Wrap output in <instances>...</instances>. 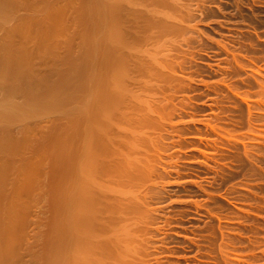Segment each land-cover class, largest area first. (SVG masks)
Wrapping results in <instances>:
<instances>
[{
	"label": "rangeland",
	"instance_id": "obj_1",
	"mask_svg": "<svg viewBox=\"0 0 264 264\" xmlns=\"http://www.w3.org/2000/svg\"><path fill=\"white\" fill-rule=\"evenodd\" d=\"M6 1L0 264H264V0Z\"/></svg>",
	"mask_w": 264,
	"mask_h": 264
},
{
	"label": "bare ground",
	"instance_id": "obj_2",
	"mask_svg": "<svg viewBox=\"0 0 264 264\" xmlns=\"http://www.w3.org/2000/svg\"><path fill=\"white\" fill-rule=\"evenodd\" d=\"M4 1H6V0H4ZM7 1H8V0H7ZM7 1H6V2H7ZM170 1H171V0H170ZM155 2H156V1H155ZM9 3H10V2H9ZM7 5H8V2H7V4H6V3L3 2V0H0V12H1L0 14H2V15H3V14H6V13H4V12L6 11V9H9V7H7ZM114 6H115V5H114ZM166 7H167V6H166ZM10 8H11V7H10ZM115 8H116V7H115ZM3 9H4V12H2ZM10 10H11V9H10ZM8 12H9V11H8ZM166 13H167V12H166ZM8 16H9V15H8ZM146 16H147V15H146ZM155 16H156V15H155ZM2 18H3V17H2ZM190 18H191V17H190ZM146 20H147V19H146ZM168 21H169V20H168ZM177 26H178V25H177ZM151 28H152V27H151ZM168 30H169V29H168ZM10 32H12V31H10ZM138 33H139V32H138ZM157 35H158V34H157ZM160 36H161V35H160ZM148 37H149V36H148ZM168 37H169V36H168ZM112 38H113V37H112ZM116 38H117V37H116ZM174 39H175V38H174ZM154 42H155V41H154ZM174 45H175V44H174ZM136 46H137V45H136ZM156 46H157V45H156ZM163 46H164V45H163ZM114 47H115V46H114ZM21 48H23V47H21ZM112 48H113V47H112ZM158 49H159V48H158ZM161 50H162V49H161ZM1 52H2V51H1ZM23 52H24V51H23ZM25 52H26V51H25ZM0 54H1V53H0ZM22 55H23V54H22ZM6 56H7V55H6ZM23 56H24V59H27V58H25V57H26L25 54H24ZM3 57H4V56H3ZM3 57H2V58H3ZM5 58H6V57H5ZM2 60H3V59H2ZM2 60H1V63H0V64H1V65H0V67H1V68H0V71L3 72V70H1V69L3 68V63L5 62V59H4V62H2ZM8 60H9V59H8ZM21 60H22V58H21ZM144 60H145V59H144ZM18 61H20V60H18ZM25 61H26V60H25ZM25 61H21L22 66H20V65H19L20 63L18 62V63H19L18 66H20V69H19V70H21V67H22V68L24 67V70H25V69H26V70H28V69L30 70V68L27 69V68L25 67V66L29 65L28 62H27V65H26V62H25ZM138 62H139V61H138ZM167 62H168V61H167ZM10 63H11V62H10ZM6 64H7V63H6ZM6 64L4 63V66H5ZM139 64H140V63H139ZM140 65H141V64H140ZM145 65H146V64H145ZM104 66H105V65H104ZM147 66H148V65H147ZM167 66H168V65H167ZM107 67H108V66H107ZM116 67H117V66H116ZM137 67H138V66H137ZM4 68H5V67H4ZM118 68H119V67H118ZM15 69H16V65H15ZM105 69H106V68H105ZM151 69H152V68H151ZM24 70H23V71L21 70V71H22V72H25ZM139 70H140V69H139ZM2 72H0V75H1ZM22 72H21V73H22ZM101 72H102V71H101ZM105 72H106V71H105ZM154 72H155V71H154ZM25 73H27V72H25ZM25 73H24V75H26ZM147 73H148V72H147ZM2 75H3V74H2ZM21 75H22V74H21ZM21 75H20V76H21ZM24 75H23V76H24ZM144 75H145V74H144ZM111 76H112V75H111ZM115 76H116V75H115ZM24 77H25V76H24ZM105 77H106V76H105ZM158 77H159V76H158ZM0 78H2V76H1ZM95 78H96V77H95ZM113 78H114V77H113ZM117 79H119V78H116V79L114 78V80H117ZM102 80H103V79H102ZM123 80H124V79H123ZM140 80H141V79H140ZM128 81H129V80H128ZM123 82H124V81H123ZM126 82H127V81H126ZM0 83L3 85V83L1 82V79H0ZM138 83H140V82H138ZM113 84H114V83H113ZM125 84L127 85L128 83H125ZM135 84H136V83H135ZM143 84H144V83H143ZM145 84H146V82H145ZM147 85H148V84H147ZM0 86H1V85H0ZM1 87H4V86H1ZM11 87H12V86H11ZM114 87H115V86H114ZM12 88H13V87H12ZM12 88H11V89H12ZM129 88H130V87H129ZM129 88H128V89H129ZM15 89H16V88H15ZM18 89H19V88H18ZM8 90H10V88H9ZM13 90H14V88L12 89V91H13ZM12 91L10 90V91H8V93H9V92H12ZM15 92H16V91L14 90L13 93L15 94ZM125 93H126V92H125ZM96 95H97V94H96ZM126 95H127V93H126ZM8 96L11 97V96H12L11 93H9ZM13 96H14V95H13ZM4 98H5V97H4ZM135 98H136V97H135ZM9 99H10V98H9ZM38 99H39V98H38ZM7 101H8V100H7ZM114 101H115V100H114ZM130 101H131V100H130ZM8 102H9V101H8ZM12 102H13V101L10 100V102H9L10 105H9L8 107H10V106L13 107L14 105H16V107L18 106L17 104H14V102H13V104H14V105H13ZM137 102H138V101H137ZM99 103H100V102H99ZM11 104H12V105H11ZM140 104H141V103H140ZM0 105H1V104H0ZM3 105H4V104H3ZM26 105H27V104H26ZM97 105H98V104H97ZM106 105H107V104H106ZM125 105H126V104H125ZM146 105H147V104H146ZM40 106H41V105H40ZM104 106H105V105H104ZM114 106H115V105H114ZM134 106H135V105H134ZM150 106H151V105H150ZM3 107H4V106H3ZM3 107H1L2 109H0V110H1L0 112H1V113L4 112L3 114L6 115V112H5L6 110H5V109H8V111H9V108H5V107H7V104H6V106L4 107V109H3ZM14 107H15V106H14ZM14 107H13V108H14ZM16 107H15V109H17V110H20V109H21L22 112L25 110V111H24V114H25L27 108L29 109V106H28V105L26 106L27 108L24 107V108H26V109H24L22 106H18L20 109H19V108H16ZM124 107H125V106H124ZM22 108H23V110H22ZM31 108H32V107H31ZM35 108H37V107H35ZM87 108H88V106H87ZM116 108H117V107H116ZM11 109H12V108H11ZM11 109H10V111H11L12 113L15 111L14 113H15L16 115H14V117H15V116H16V117H18V116H21V117H22V116H25L26 114L28 115V113H30V111H33V112L35 111V110L32 108L33 110H30V109L27 110V112H26L25 115H24V114H21V113H20L21 115H19V114H17L18 111L16 112V110H14V109H13L14 111H12ZM37 109H39V108H37ZM37 109H36V111H37ZM97 109H98V108H97ZM122 109H123V108H122ZM139 109H140V108H139ZM2 110H4V111L2 112ZM91 110H92V109H91ZM8 111H7V115L9 114L8 117H10V115H13L12 113H11V114L8 113ZM10 111H9V112H10ZM86 111H87V110H86ZM111 111H112V110H111ZM141 111H142V110H141ZM87 112H88V111H87ZM101 112H102V111H101ZM115 112H116V111H115ZM131 113H132V112H131ZM3 114H1V115H2V116H1L2 119H4V117H5ZM117 114H118V113H117ZM7 115H6V117H7ZM93 115H95V114H93ZM111 115H112V113H111ZM99 116H100V115H99ZM108 116H109V115H108ZM8 117H7V119H8ZM102 117H103V116H102ZM12 118H13V117H11V119H12ZM85 118H86V117H85ZM93 118H94V117H93ZM145 118H146V117H145ZM5 119H6V118H5ZM9 119H10V118H9ZM9 119H8V120H9ZM13 119H14V118H13ZM83 120H84V119H83ZM96 120H97V118H96ZM133 120H134V119H133ZM5 121H6V120H5ZM93 121H94V120H93ZM100 121H101V119H100ZM131 122H132V121H131ZM134 122H135V121H134ZM137 122H138V121H137ZM76 123H77V122H76ZM114 124H115V123H114ZM100 126H101V124H100ZM138 126H139V125H138ZM134 127H135V126H134ZM134 127H133V128H134ZM91 128H92V127H91ZM93 128H94V127H93ZM89 129H90V128H89ZM129 129H130V128H129ZM106 130H107V129H106ZM138 132H139V131H138ZM95 133H96V132H95ZM95 133H94V134H95ZM82 135H83V134H82ZM91 135H92V134H91ZM117 135H118V134H117ZM97 137H98V136H97ZM126 138H127V137H126ZM27 140H28V139H27ZM125 143H126V142H125ZM84 144H85V143H84ZM90 145H91V144H90ZM129 145H130V144H129ZM82 146H83V145H82ZM130 146H131V145H130ZM117 148H118V147H117ZM119 148H120V147H119ZM83 149H84V148H83ZM115 149H116V148H115ZM130 149H131V148H130ZM84 150H85V149H84ZM134 150H135V149H134ZM91 151H92V150H91ZM7 152H8V151H7ZM118 152H119V151H118ZM108 153H109V152H108ZM111 153H112V152H111ZM116 153H117V152H116ZM92 154H93V153H92ZM100 154H101V153H100ZM119 154H120V153H119ZM128 155H129V154H128ZM90 156H91V155H90ZM91 158H92V157H91ZM94 159H95V158H94ZM102 159H103V158H102ZM118 159H119V158H118ZM132 159H133V158H132ZM90 160H91V159H90ZM93 161H94V160H93ZM113 162H114V161H113ZM119 162H120V161H119ZM82 163H83V162H82ZM87 163H88V162H87ZM106 163H107V162H106ZM134 163H135V162H134ZM80 164H81V163H80ZM91 165H92V164H91ZM91 167H92V166H89V165H87V164H86V165L81 164V166H80V172H79V173H81L82 175H84V174L89 175L90 173H92ZM104 167H105V166H104ZM127 167H128V166H127ZM97 168H98V167H97ZM90 170H91V171H90ZM115 170H116V169H115ZM121 171H122V170H121ZM106 172H107V171H106ZM108 173H109V172H108ZM109 174H110V173H109ZM129 175H130V174H129ZM88 177H89V176H88ZM114 177H115V176H114ZM121 178H122V177H121ZM131 178H132V177H131ZM88 179H89V178H88ZM91 179H92V178H91ZM67 180H68V179H67ZM85 180H86V179H85ZM88 182H89V181H88ZM123 182H124V181H123ZM127 182H128V181H127ZM129 185H130V184H129ZM94 187H95V186H94ZM123 187H124V186H123ZM81 190H82V189H81ZM86 191H87V190H86ZM94 191H95V190H94ZM82 192H83V191H82ZM102 192H104V191H102ZM117 192H118V191H117ZM80 193H81V192H80ZM92 194H93V193H92ZM100 194H101V193H100ZM115 194H116V193H115ZM130 195H131V194H130ZM98 196H99V195H98ZM79 200H81V201L79 202V206H78V222H77V225H76V226L79 228L78 231H79V230H82L81 233H80L81 238H80V236H79V237H78V241L81 243V245H80L81 247L79 246V249L82 250V251H84V246H83L84 244L82 245V243H83V241L85 240V238H87V237H88V234H89L90 237H88V238H91V239H92V237H93V236L95 237L96 234H94L93 221H92V226H90L89 224H88L89 226L87 225V223H88V219H90V218H89V216H88V217L85 216V214H86L85 203H86V202L84 203V201H83L82 199H79ZM123 200H124V199H123ZM132 200H134V199H132ZM71 202H72V201H71ZM112 202H113V201H112ZM118 203H119V202H118ZM71 204H72V203H71ZM86 204H87V203H86ZM137 204H138V203H137ZM62 206H63V205H62ZM126 206H127V205H126ZM129 207H130V206H129ZM138 207H139V206H138ZM117 208H118V207H117ZM68 209H69V208H68ZM123 210H124V209H123ZM72 211H73V209H72ZM144 211H145V210H144ZM117 213H118V212H117ZM90 214H91V213H90ZM92 216H93V215H92ZM66 217H67V216H66ZM94 217H95V216H94ZM92 218H93V217H91V219H92ZM135 219H136V218H135ZM76 221H77V220H76ZM73 223H75V222H73ZM90 223H91V222H90ZM94 223H95V221H94ZM95 226H96V225H95ZM95 230H96V229H95ZM105 231H106V230H105ZM92 232H93L94 235L91 234ZM91 235H92V236H91ZM68 236H69V234H68ZM108 236H109V235H108ZM70 237H71V235H70ZM91 239H90V241H91ZM69 240H70V239H69ZM106 240H107V239H106ZM110 240H111V239H110ZM78 241H77V242H78ZM92 241H93V240H92ZM107 242H108V241H107ZM80 243H79V244H80ZM93 243H94V241H93ZM75 244H76V242H75ZM96 245H98V242H95V246H94V244H93L94 247H96ZM73 246H74V244H73ZM77 246H78V245H77ZM101 246H102V245H101ZM94 247H93V248H94ZM99 247H100V246H99ZM99 247H98V248H99ZM88 249H89V248H88ZM120 249H121V248H120ZM117 250H118V249H117ZM67 251H68V250H67ZM76 251H77V250H76ZM91 251H92V250H91ZM121 251H122V250H121ZM128 251H129V250H128ZM69 253H70V252H69ZM99 253H100V252H99ZM123 255H124V254H123ZM71 256H72V255H71ZM83 256H84V255H83ZM91 257H92V256H91ZM97 257H98V256H97ZM128 257H129V255H128ZM78 259H80V258L78 257ZM75 260H76V259H75ZM80 260H81V259H80ZM83 261H84V260H83ZM83 261H82V262H83ZM109 261H111V260H109ZM120 261H121V260H120ZM74 262H75V261H74ZM106 262H107V260H106ZM67 263H68V262H67ZM78 263H81V262H79V260H78ZM85 263H86V262H85ZM94 263H95V262H94ZM75 264H76V263H75ZM117 264H118V263H117Z\"/></svg>",
	"mask_w": 264,
	"mask_h": 264
}]
</instances>
